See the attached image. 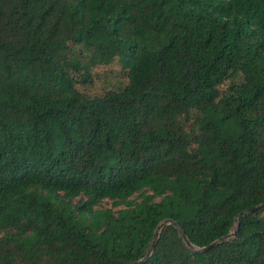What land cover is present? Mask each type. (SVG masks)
Segmentation results:
<instances>
[{
	"label": "trees",
	"instance_id": "trees-1",
	"mask_svg": "<svg viewBox=\"0 0 264 264\" xmlns=\"http://www.w3.org/2000/svg\"><path fill=\"white\" fill-rule=\"evenodd\" d=\"M261 204L264 0H0V264H264Z\"/></svg>",
	"mask_w": 264,
	"mask_h": 264
},
{
	"label": "rangeland",
	"instance_id": "rangeland-1",
	"mask_svg": "<svg viewBox=\"0 0 264 264\" xmlns=\"http://www.w3.org/2000/svg\"><path fill=\"white\" fill-rule=\"evenodd\" d=\"M128 80L127 71L122 68L119 60L116 59L111 64L97 69L93 83H79L78 88L90 96H95L107 89H119L125 86Z\"/></svg>",
	"mask_w": 264,
	"mask_h": 264
},
{
	"label": "water",
	"instance_id": "water-1",
	"mask_svg": "<svg viewBox=\"0 0 264 264\" xmlns=\"http://www.w3.org/2000/svg\"><path fill=\"white\" fill-rule=\"evenodd\" d=\"M261 210H264V204H261V205H258V206H256V207H252V208H249V209L243 211L242 213H240L239 217L243 216V215L246 214V213H254V212H259V211H261ZM237 221H238V222H237V226H239L240 222H239V220H237ZM172 223L175 224V225L177 226V228L181 231V234H182V236H183V238H184L186 244H187L189 247H191L193 250L197 251V252H205V251L209 250L210 248L214 247L215 245L219 244L220 242L226 240L227 238H229V237H234V236L237 234V232H238V228H237V229H236L235 231H233L230 235L224 236V237H222V238H220V239H218V240H216V241L210 243L209 245H206V246H203V247H194V246H192L191 242H190L189 239L187 238V236H186L185 232L183 231V229H182L181 227H179V226H178L173 220H171V219H167V220H165L164 222H162V223L159 225V227H158V229H157V231H156V233H155V235H154V239H153V243H152V245H151L150 251H149V253L146 255V257L143 258V259H140V260H138V261H135V262H133L132 264H141V263H143L144 261H146V260L150 257V255L152 254V251H153V249H154V247H155V245H156V242H157V240H158V237H159L160 231L162 230V228H163L165 225H167V224H172Z\"/></svg>",
	"mask_w": 264,
	"mask_h": 264
}]
</instances>
